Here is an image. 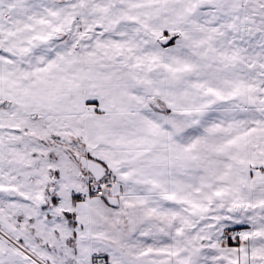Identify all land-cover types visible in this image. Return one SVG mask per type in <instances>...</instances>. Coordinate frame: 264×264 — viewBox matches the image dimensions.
I'll list each match as a JSON object with an SVG mask.
<instances>
[{
    "label": "snow or ice",
    "instance_id": "1",
    "mask_svg": "<svg viewBox=\"0 0 264 264\" xmlns=\"http://www.w3.org/2000/svg\"><path fill=\"white\" fill-rule=\"evenodd\" d=\"M0 264H264V0H0Z\"/></svg>",
    "mask_w": 264,
    "mask_h": 264
}]
</instances>
